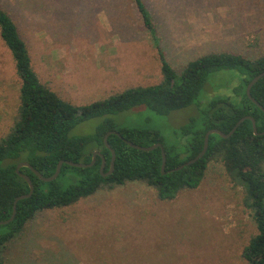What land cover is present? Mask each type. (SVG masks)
<instances>
[{
    "label": "rangeland",
    "instance_id": "374dc122",
    "mask_svg": "<svg viewBox=\"0 0 264 264\" xmlns=\"http://www.w3.org/2000/svg\"><path fill=\"white\" fill-rule=\"evenodd\" d=\"M0 1L40 80L71 103L162 80L156 40L132 0ZM145 2L159 48L177 73L210 51L264 54V0ZM240 78L233 69L213 71L199 99L232 95ZM19 86L0 38V137L15 121ZM201 107L194 103L158 114L140 104L111 117L118 127L156 129L172 142ZM101 119L84 120L70 134L90 133ZM255 233L243 188L222 162L211 161L196 188L168 201L145 182L129 181L69 206L41 210L7 244L4 264H249L241 252Z\"/></svg>",
    "mask_w": 264,
    "mask_h": 264
},
{
    "label": "trees",
    "instance_id": "16d2710c",
    "mask_svg": "<svg viewBox=\"0 0 264 264\" xmlns=\"http://www.w3.org/2000/svg\"><path fill=\"white\" fill-rule=\"evenodd\" d=\"M132 2L143 26L156 40L162 80L156 84L126 87L104 99L79 105L62 98L40 80L16 22L0 1V38L11 53L20 79L15 121L10 131L0 137V220L11 215L15 197L29 190L27 181L15 170L19 162L27 161L43 176H50L60 159L89 163L93 152H100L91 166L62 163L59 174L50 181L40 179L26 166L19 169L29 176L33 192L19 199L14 218L0 225V264H4L7 244L41 210L69 206L99 189H112L129 181L145 182L154 188L158 199L168 201L180 191L196 188L211 161L222 162L241 185L244 203L252 212L256 233L244 245L241 257L249 264H264V134H254L251 120L244 119L228 137L210 134L202 157L173 170L200 152L204 134L210 128L227 133L239 118L251 115L257 131H264V111L246 94L248 82L264 70V54L247 58L228 51H210L189 60L177 73L159 48L145 0ZM220 69H233L241 75L233 94L202 101L199 97L208 76ZM250 94L264 107V76L252 85ZM194 103L202 105L199 117H192L180 126L172 142H167L156 129L118 127L111 117L140 104L158 114H167ZM92 117L102 118L92 132L70 134L74 126ZM109 130H116L124 138L143 146L160 142L165 152L164 172L160 168V147L139 150L118 134L111 133L107 141L115 151L114 167L110 173L102 175L99 171L101 155L105 158L103 172L108 170L111 159L103 140Z\"/></svg>",
    "mask_w": 264,
    "mask_h": 264
},
{
    "label": "water",
    "instance_id": "95a60500",
    "mask_svg": "<svg viewBox=\"0 0 264 264\" xmlns=\"http://www.w3.org/2000/svg\"><path fill=\"white\" fill-rule=\"evenodd\" d=\"M262 76H264V70L257 73L256 75H254L251 80L248 82V84L246 85V94L247 96L249 97V99L254 103L256 104L259 108H261L263 111H264V107L255 99L252 97V95L250 94V89L252 87V85L259 79L261 78ZM244 119H250L251 120V124H252V128H253V132L254 134H264V131H261V132H258L257 129H256V123H255V119L251 116V115H245V116H242L241 118H239L236 123L232 126V128L227 132H223L222 130L218 129V128H210L208 129L205 134H204V140H203V146H202V149L200 150V152L194 156L193 158L183 162L182 164H180L179 166L177 167H174L173 170H177V169H180L182 167H184L185 165H188L194 161H196L198 158L202 157L203 154L205 153L206 149H207V146H208V137L210 134L212 133H216L218 135H220L221 137H228L229 135H231L234 130L237 128V126L244 120ZM111 133H116L118 134L119 136L120 133L116 130H109L106 132V134L104 135V144L105 146L110 150L111 152V159H110V164H109V168L106 172H103V168L105 166V158L101 155V164L99 166V171L102 175H106L108 173H110L112 170H113V167H114V160H115V151L114 149L109 145L108 141H107V137L109 134ZM121 138L128 144L130 145L131 147H134L136 149H139V150H144V151H148V150H152L153 148L155 147H160V151H161V158H162V161H161V172L163 173L164 172V167H165V152H164V149L162 147V144L160 142H156V143H153L151 145H148V146H143V145H140V144H137V143H134L126 138H124L123 136H121ZM97 154H100L99 151H94L93 154H92V158H91V161L89 163H83V162H74V161H71V160H64V159H60L58 162H57V165H56V168H55V171L53 172V174H51L50 176H43L37 169H35L29 162L27 161H21L19 162L17 165H16V172L18 175H20L22 178H24L27 183H28V186H29V190L27 193H24V194H20L18 196L15 197V199L13 200V204H12V212H11V215L9 216V218L5 219V220H0V225L2 224H6L8 222H10L14 216H15V213H16V204H17V201L19 199H22V198H26V197H29L32 192H33V184L29 178V176H27L25 173L23 172H20L19 169L23 166H26L28 168H30L40 179L44 180V181H50V180H53L54 178L57 177V175L59 174L60 172V168H61V165L62 163H67L69 165H72V166H76V167H86V166H91L93 165V163L95 162V157Z\"/></svg>",
    "mask_w": 264,
    "mask_h": 264
},
{
    "label": "crops",
    "instance_id": "0c3cea01",
    "mask_svg": "<svg viewBox=\"0 0 264 264\" xmlns=\"http://www.w3.org/2000/svg\"><path fill=\"white\" fill-rule=\"evenodd\" d=\"M122 70H123V67H120V70L119 71L121 72ZM115 77H117V76H115Z\"/></svg>",
    "mask_w": 264,
    "mask_h": 264
}]
</instances>
